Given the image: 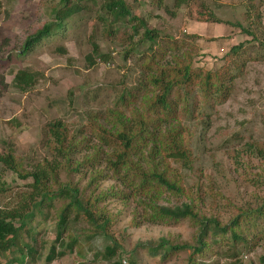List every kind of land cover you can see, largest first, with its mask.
I'll return each mask as SVG.
<instances>
[{
	"label": "rangeland",
	"instance_id": "rangeland-1",
	"mask_svg": "<svg viewBox=\"0 0 264 264\" xmlns=\"http://www.w3.org/2000/svg\"><path fill=\"white\" fill-rule=\"evenodd\" d=\"M103 1L83 0L84 12L24 51L30 36L54 22L55 10L63 0H0V154L11 151L23 159L26 170L43 160L51 161L44 132L48 122L61 120L70 129H82L86 136L94 138L92 115L98 116L96 124L109 128L105 124L107 111L116 109L129 117L131 110H143L145 97L156 92L148 77L172 63L174 57L188 56L191 69L218 73L229 96L222 103H207L200 98L197 86L187 93L180 91L177 123L191 133L192 161L189 169L180 163L171 166L180 175L187 194L163 195L158 204L179 206L189 203L191 197L200 203L202 214L222 223H227L237 208L259 205L264 197V166L250 154L247 145L264 142V0H187L179 8L173 6L172 0H124L132 16L157 32L152 50L150 43L142 40L143 32L133 34L128 29L125 40H109L103 34L106 23L99 19L106 17L101 11ZM254 11L260 17L259 26L252 17L245 18ZM203 12L212 13L214 20ZM115 23L128 24L125 19ZM92 43L98 45L104 59L95 57L90 64ZM125 44L136 48L129 51ZM239 44L242 47L231 53ZM21 71L31 77L32 85L26 91L19 90L14 82V76ZM121 96L129 111L119 102ZM183 105L187 106L186 112L180 109ZM60 180H65L63 174ZM87 180L88 175L72 176V182L81 189ZM0 182L8 188L0 194V208L11 209L26 190V182L2 165ZM119 187L122 186L114 178L107 177L94 190V196L100 192L108 195L98 206L111 219V239L96 236L80 251L72 248L50 264L92 263L93 255L111 242L122 248L123 264H130V260L136 264H188L194 259L190 249L166 261L161 260L160 253L150 254L148 245L154 246L160 239L193 246L195 228L187 221L159 225L141 221L135 225L134 217L139 220L142 207L133 200L123 202L109 195ZM90 192L92 188L86 194ZM60 206L61 202L55 201L48 214L53 216ZM37 223L35 232L47 245L52 244L53 219L37 217ZM69 231L77 237L87 233V226L80 221ZM78 238L84 242L81 236ZM215 249V256L207 255L206 262L236 264L238 259L241 264H257L264 255V241L250 253L240 249L242 253L233 260L221 257V248ZM36 264H44L43 257ZM92 264L110 263L98 260Z\"/></svg>",
	"mask_w": 264,
	"mask_h": 264
},
{
	"label": "trees",
	"instance_id": "trees-1",
	"mask_svg": "<svg viewBox=\"0 0 264 264\" xmlns=\"http://www.w3.org/2000/svg\"><path fill=\"white\" fill-rule=\"evenodd\" d=\"M82 1L63 0L61 7L55 10L54 22L44 25L30 36L25 42L24 51L47 37L52 30H60L67 21L84 12ZM151 1L156 3L158 0ZM172 4L179 8L187 4V0H172ZM101 11L106 14L104 19L99 17L107 26L103 34L110 41L125 40L124 32L130 29L133 34L143 32L142 40L148 41L152 50L157 32L149 30L144 20L132 16L124 0H104ZM203 15L214 20L210 12H203ZM251 17L254 24L259 26L258 11H254L252 16L245 15L246 19ZM123 19L127 25H116L115 22ZM234 26L249 33L240 24ZM125 45L129 51L136 48L131 44ZM241 47L239 44L230 52L236 53ZM91 54L88 57L90 64L94 63L95 57L104 59L95 43H92ZM190 66L188 56L186 59L174 57L172 63L156 70V75L147 79L156 92L145 97L143 110L133 109L129 117L116 109L107 111L105 124L109 128L96 124L98 116L92 115L90 121L94 126L91 131L94 138L86 136L82 129H70L61 120L48 122L44 132L51 161L43 160L36 167L26 170L23 159L14 156L11 151L0 154V165L26 182V190L19 194L18 203L11 209L0 208V264H36L42 257L44 264H50L72 248L80 251L84 243L96 236L111 239L108 232L111 219L98 206L108 195L100 192L94 196L99 181L107 177L114 178L122 186L112 191L109 194L111 197L123 202L133 200L142 207L139 220L135 221L134 217L135 225L141 221L147 225L187 221L195 228L193 246L177 245L166 239L158 240L154 246L148 245L147 251L153 255L160 253L162 261L190 249L194 259H190L188 264H220L206 262L204 259L210 254L215 256V248H221V257L233 260L237 254L242 253L240 249L250 253L264 241V197L259 205L237 208L236 214L227 223L213 216L206 217L200 211V203L191 197H188L189 203L179 206L158 204L163 195L181 197L187 194L180 175L171 166V163H180L189 169L192 161L189 143L191 133L177 123L179 102L182 100L180 91L187 93L197 86L200 98L207 103H222L229 96L228 87L218 73H202ZM14 80L21 91H26L32 85L31 77L22 71L14 76ZM119 102L129 111L122 96ZM180 109L186 112L187 106L183 105ZM247 148L264 166V142H252ZM61 174L65 177L64 181L60 180ZM78 174L81 177L88 175L82 189L72 182V176ZM90 188L92 192L86 194ZM7 190L6 184L0 182V194ZM55 201H60L61 206L51 216L48 213L55 206ZM37 217L53 219L55 226L52 244L47 245L44 238H40L41 234L35 232L36 225H39ZM80 221L87 226V233L78 235L84 239L83 243L78 236L72 237L69 231L72 225ZM121 254L120 245L111 242L102 252L93 255L92 263L103 260L110 264H123ZM196 256L201 258L195 259ZM235 262L241 264L238 259ZM130 264L136 263L130 260ZM257 264H264V255L259 257Z\"/></svg>",
	"mask_w": 264,
	"mask_h": 264
}]
</instances>
